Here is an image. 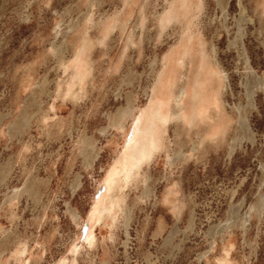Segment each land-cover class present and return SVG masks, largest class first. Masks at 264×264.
Listing matches in <instances>:
<instances>
[{
    "label": "rangeland",
    "instance_id": "374dc122",
    "mask_svg": "<svg viewBox=\"0 0 264 264\" xmlns=\"http://www.w3.org/2000/svg\"><path fill=\"white\" fill-rule=\"evenodd\" d=\"M261 10L264 0H0V264H264ZM170 12L181 21H169ZM203 56L217 77L213 99L204 81L192 85ZM163 60L169 79L154 87ZM188 70L187 114L232 126L219 145L191 156L197 134L183 136L187 160L173 162L175 126L159 123L168 155L161 145L142 165L147 178L125 187L133 219L128 236L120 228L112 242L110 220L95 212L116 192L110 173L123 154L149 147L151 118L170 110ZM125 108L129 115L113 124ZM170 190L184 207L179 217L165 202ZM243 218L227 255L216 248L198 258L210 227Z\"/></svg>",
    "mask_w": 264,
    "mask_h": 264
},
{
    "label": "bare ground",
    "instance_id": "6f19581e",
    "mask_svg": "<svg viewBox=\"0 0 264 264\" xmlns=\"http://www.w3.org/2000/svg\"><path fill=\"white\" fill-rule=\"evenodd\" d=\"M169 14H170V18H168L169 21H176V22L181 21L180 18H176L175 16H173V14L171 12ZM263 14H264V10H261V12H259V18L260 19H263V17H262ZM183 18H184V16L182 17V19ZM188 21H189V19H188ZM186 24H187V22H186ZM186 24H184V25H186ZM68 26H71V23L68 24ZM188 26H189V24H188ZM186 28H184V29H186ZM186 30L188 31V28ZM185 33L182 32L180 37L184 36ZM186 36L188 38L187 34H186ZM65 41H66V39L64 38L60 43L53 42L52 45H53L55 51L56 50L62 51V49H64V47H66ZM193 53H195V52H193ZM186 55H187V53H186ZM190 56L191 55L188 54L187 56H184L183 59H181V60H183L185 67L191 61ZM197 57H198V55H197ZM204 57L205 56H203V60L200 58L201 60H199V63H198L199 66L197 65L198 68L195 69V72H193V79L195 82H193V81L192 82L195 84H192V85H195L196 87H198V90H199L201 88H204L205 84H207L208 87H207V90L205 92L208 95L209 99H213L215 91H216V89H214V86L216 87L215 82H216L217 77L214 78V76L212 77L207 72L206 63H205L206 61H204L205 60ZM208 57H209V55H208ZM208 59H210V57ZM167 60H165V61L163 60L161 62V65H162L161 71H160V69L158 71V69H156V67H153L152 72L155 74V75H153L154 81H155L154 87H155V84L158 81V79H160V77H165L166 79L169 77L171 70H170V65L168 64L169 62ZM194 60H196V59H194ZM190 65H191V63H190ZM159 67H161V66H159ZM190 72L188 70V71L183 73L182 84H180V86H178L174 91H172V99L170 97L171 103L169 102L170 103V110L167 109L165 111L166 112L165 115H163L162 113L158 112V111H160V109L158 108L157 109L158 111L155 112V115H153L155 117V120H154V117L151 118V122H152L151 124H152L153 128H152V130L149 128V131L151 130L150 133H152L151 138H150V142H148L149 147L140 148L141 146L140 147L136 146L135 148H132L129 152H127L126 154H123L122 157H120L118 159V161H117L118 166L116 167V170L113 169L112 172L110 173V180L108 183V188L109 189L114 188V189H116V192H114V194H111L108 197V199H105L103 202L101 201L100 204H102V205L97 206L95 212H97L98 215H100L99 216L100 219H102L105 223L107 222V220H110V223H109V227H110L109 228L110 229L109 230L110 231L109 239L112 242H114L116 240V238L118 237L117 234H118V230L120 228H123L124 232H125V236L126 237L128 236V231H127L128 229L127 228H128L130 221L133 219L132 208L127 207V205H125L126 204V199H125L126 194L124 191L125 187L127 188V186H129L131 184H132V186H133V184L136 185L137 182H141L144 179L143 177H145V179L147 178L146 175L145 176H143V174H142V176L140 175L141 174L140 170L142 171V165H144V164L148 165V162L151 161L150 159L152 158V156H154L153 155L154 151L158 152V149L160 148L161 145H163V147L165 148V150H163V151H166V153L168 155L167 151H168L169 146H168V143H165L163 140V139H165V136H163V134L161 136H158L156 134L157 125L159 123H163V125L166 126L167 122L171 121V122H173V124L175 126L174 134H175V139L177 142V144H175V145H177L178 147H177V150H175L173 152V156L171 157L173 162L177 161V160L178 161L187 160L188 155L186 154V152L188 150L185 151V149H184L185 145H184V141H183V136H185L190 142L191 141V133L195 132L197 134V137H198L197 141L195 140L196 139L195 138L194 141H196V142H194L193 145L189 147V150L192 151V153H190V156H191L194 154L195 150L199 151L201 153V152H204L206 147L211 145V144L215 145V146L219 145V143L221 141L225 140V136L228 133L229 128L232 126L231 123L227 124V123L221 122L220 116L217 117V120L215 122H212L210 120V118L207 116L206 117L205 116H202V117L195 116L196 115L195 111H193L192 113L190 112L191 113L190 115L187 114L185 97H186V93L188 91V88H187L188 80L192 75V73H190ZM204 79H206V81ZM203 81L205 82V84L203 83ZM247 82H249V81L247 80ZM259 82H261L262 86L264 87V79L259 80ZM201 83H202V85H201ZM72 93H73V90H72ZM199 94H200V91H199ZM198 96L199 95L197 93V95L194 96L193 100H198ZM196 104L197 103L195 101V105L192 104L193 106H191V108L195 107ZM130 110L128 108L120 110L118 116L113 121V124L115 123V124L120 126L122 124V118L126 117ZM213 115H215V114H213ZM240 119H241V117H240ZM211 123L217 124L218 128L215 132L211 129L212 128L211 126H213V125H211ZM243 123H244V120L241 119L240 122L238 123V126H240V125L242 126ZM158 129H159V127H158ZM161 149H162V147H161ZM0 183H2V182L0 181ZM144 189L148 190L147 185H144ZM171 189H173V188H171ZM23 191H26V189H24ZM174 191H176V190H174ZM174 191L170 190L167 194L165 193L166 194L165 202L171 203L172 208H174L173 210L176 211L175 216L179 217L182 214V211H183L182 208H184V207L181 206L180 202H178V203H180V205L177 203H174V200H173L174 198L172 199V197H170L171 195L172 196L174 195ZM145 192L143 194L148 195V194H145ZM17 193L14 192L13 195L11 196V198L17 196ZM191 210L193 211L192 208H191ZM75 217L78 218V216H76V214H75ZM245 222H246V218H243L241 220L240 224L239 223L234 224V221H232L230 219L227 223L221 225L218 229L210 227L205 233V237L207 238V241L209 244V249L207 252H204V253L202 252L198 258H208L209 253L216 248H220L224 252L222 254L227 255L228 252L230 251L229 247H231V245H232V242H231L232 233H233L232 229L236 228V227H244ZM189 230H191V231L194 230V216L192 213L189 216ZM93 238L94 237L91 236V234H89L87 236L88 245H92V247L95 244L94 243L95 240ZM218 241H219V243L221 242V245L218 243ZM0 243H2V242H0ZM125 244L126 243L124 242V246H125ZM24 250H25V245L24 246L22 245L18 248L17 254H16V255H18L17 256L18 259H20L19 258L20 255H22L24 253ZM125 253H126V251H125ZM223 258H222V260L225 262V260ZM74 264H76V263H74ZM99 264H111V263H110V261H103V262H100Z\"/></svg>",
    "mask_w": 264,
    "mask_h": 264
}]
</instances>
